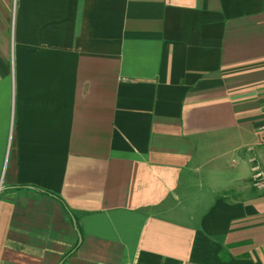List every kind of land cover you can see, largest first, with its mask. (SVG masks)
<instances>
[{"label": "crops", "instance_id": "obj_1", "mask_svg": "<svg viewBox=\"0 0 264 264\" xmlns=\"http://www.w3.org/2000/svg\"><path fill=\"white\" fill-rule=\"evenodd\" d=\"M264 0H0V264H264Z\"/></svg>", "mask_w": 264, "mask_h": 264}, {"label": "built area", "instance_id": "obj_2", "mask_svg": "<svg viewBox=\"0 0 264 264\" xmlns=\"http://www.w3.org/2000/svg\"><path fill=\"white\" fill-rule=\"evenodd\" d=\"M261 178H262V173L261 172L256 173L254 176V179H255L254 182L257 187L264 188V181Z\"/></svg>", "mask_w": 264, "mask_h": 264}]
</instances>
